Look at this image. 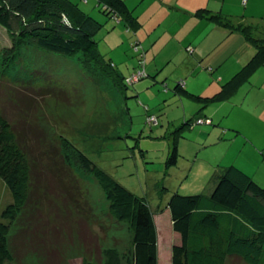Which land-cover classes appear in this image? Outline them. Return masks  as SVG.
Masks as SVG:
<instances>
[{
    "label": "rangeland",
    "instance_id": "374dc122",
    "mask_svg": "<svg viewBox=\"0 0 264 264\" xmlns=\"http://www.w3.org/2000/svg\"><path fill=\"white\" fill-rule=\"evenodd\" d=\"M70 1L99 24L93 34L97 41L96 51L105 61H113L116 64L115 70L120 75H127L129 69L137 65L132 40L135 42L138 35L141 36L139 40L143 41L148 31L157 37L155 41L149 42V48L153 46L158 52V65L166 63V66L162 69V77L156 80L152 76H146L139 81L138 78L134 79L132 82H137L122 87L128 95L124 99L120 94L121 85L113 72H100V68L96 69L94 64L85 70L79 65L77 55L65 57L30 45L20 46L13 54L9 65L0 73V112L23 130L30 125V133L38 135V130L42 131L54 151L51 149L50 156L46 148L48 146L37 150L41 155L39 161L42 165L38 166L41 169L38 171L41 172L38 176L39 190L32 192L31 200L35 202L22 209L9 229L8 247L12 260L7 264H101L102 250L108 247L117 249L122 264H129L132 246L129 227L111 216L109 202L96 179L81 169L70 155L71 159L61 156L63 139L83 150L123 186L145 196L150 207L155 210L157 207H164L174 192L207 194L210 191L209 187L214 179L208 162L221 146L203 147L201 142L204 136L199 134L198 129L215 127L221 131L227 120L234 121L237 115L235 110L243 113L249 107L253 111L261 109V106L256 105V93L246 95L242 108L233 106V102L239 103L244 99L245 89L242 88H247L251 81L244 83L229 100L213 101L209 106L212 114L215 117L223 114L224 117L215 118L213 125L201 124L194 127V130H184L177 137L176 164L166 166L165 161L173 139L169 132H173L182 123L177 121L184 115L181 100L186 103L184 111L189 115L200 106L199 102L182 95L180 99L173 93V81L176 79L174 75H183L181 78L194 90L212 94L219 88L220 75L224 77L228 72L226 69L232 63L231 59L241 53L238 48L233 52L238 44L227 41L228 38H233L231 35L225 38L218 31L221 39L217 46L202 58V67L193 68L184 64V55L192 56L190 50L174 51L176 49L172 46L171 35L168 32L160 34L163 28H171V25L177 27V30L173 27L170 32L175 30L180 37L191 30V21L185 17V13L172 8L176 3H185L183 0H124L137 19L136 28L128 26L123 19L114 21L104 15L98 9L96 0ZM212 2L216 11L238 16L240 20L249 14H258V7L255 4L245 7L244 0ZM256 2L260 7V0ZM245 10L247 12L244 15ZM159 25L160 29L157 28ZM215 34L216 31H213L210 35L199 37L200 48L206 50L210 46V38L214 39ZM10 45L6 31L0 27V65L5 55L12 54L5 50ZM139 47L142 50L140 43ZM171 49L174 58L167 61L166 54ZM145 53L148 54L149 50ZM214 56H217V60L225 57V60L210 73L207 70L210 65L208 62ZM150 58L151 56L147 59L148 64ZM172 69L175 74L171 75ZM260 70L255 75L259 76ZM164 84L168 86V90L163 88ZM136 86H141L140 90H136ZM135 91L140 92L135 95ZM29 103L30 111L26 109ZM124 103L129 106L131 121L129 116L123 119V123L121 119L112 121L117 107ZM145 106L149 108V112L145 111ZM147 113L157 117V124L150 126L147 123ZM244 115L247 116L246 112ZM244 115H237L239 124L247 120ZM171 120L173 123H170ZM255 120L254 125L250 118L248 120L252 124V134L262 137L264 126H260ZM102 122H108L104 131L99 127L94 128L96 133H92L85 128L86 125ZM236 145H231L230 149L227 145L222 146H227L226 150L229 149L234 154L238 149ZM44 165H47L48 170ZM59 165H63L67 171L58 172L56 176L52 173L59 170ZM71 175L74 179H70ZM44 176L53 179L48 183L46 191L43 184L48 181H45ZM11 201L10 190L0 179V220L3 208ZM161 215L166 219H157L158 258L159 264H169L170 247L177 238L167 221V212ZM227 264L244 263L231 259Z\"/></svg>",
    "mask_w": 264,
    "mask_h": 264
},
{
    "label": "trees",
    "instance_id": "16d2710c",
    "mask_svg": "<svg viewBox=\"0 0 264 264\" xmlns=\"http://www.w3.org/2000/svg\"><path fill=\"white\" fill-rule=\"evenodd\" d=\"M96 2L98 9L112 20L123 19L128 26L137 27V19L124 0ZM193 15L199 20L204 19L215 24L227 34L234 31L241 33L255 48V52L237 72L221 83L220 88L212 95H200L190 91L185 87L184 79L175 77L173 93L179 98L182 95L199 102L200 106L193 115L183 119L173 132H169L173 139L170 150L168 149L166 166L176 164L177 137L181 136L183 130L199 124L213 125L211 117L203 113V110L213 101L228 100L258 67L264 65V38L260 36V31L255 25L238 19V16L225 15L207 7L197 8ZM98 26L95 20L70 0H0V27L6 31L11 43L5 50L12 53L3 57L0 73L2 74L9 65L20 46L30 45L41 51L65 57L77 55L79 65L85 70L94 64L96 69L100 68V72H113L121 85V97L126 99L128 95L122 87L149 75L145 52L143 47L142 50L139 47L138 41L132 40L137 65L127 75H120L121 73L115 70L116 64L111 60L105 61L96 51L97 41L93 34ZM257 32L259 35H256ZM186 50L192 53L193 47L189 45ZM216 67L209 66L207 70L211 73ZM138 72V80L130 81L129 79ZM163 88L168 90L166 84ZM134 94L138 95V91ZM27 105L26 109L30 111L31 104ZM144 108L149 112L147 106ZM22 112L25 110L22 109ZM114 113L112 121L121 119L122 123L123 119L131 116L126 103L119 105ZM129 119L131 121V117ZM198 119L202 122L197 123ZM146 120L150 126L158 122L152 113H147ZM170 123H173V120ZM16 124L0 112V179L5 182L12 196V201L1 212L0 264H7L12 260L8 247L9 229L22 209L35 202L31 200L32 192L39 190L38 176L41 172L38 171L41 169L38 166L42 165L39 161L41 155L37 150L48 146L47 152L51 156L54 149L47 143L42 131L38 130V135L32 134L29 131L30 125L23 130ZM107 124L108 122L92 123L85 128L96 133L94 128L101 127L104 131ZM61 149L63 158L71 156L81 169L96 179L109 202L111 216L129 227L132 235L129 264H159L156 223L158 218H165L161 215L165 211L168 215L167 221L177 238L170 247L169 264H227L231 259L242 261L244 264H264V184L255 181L240 167L231 164L217 169L212 177L213 186L207 194L174 192L164 207L153 210L145 196L123 186L75 144L63 139ZM62 161L64 162V159ZM59 166V170H53L52 174L58 175V172L67 171L63 165ZM43 167L47 169V165ZM43 178L48 181L43 184L46 191L53 179L50 176ZM72 178L74 179L71 175L70 179ZM102 255L101 264H122V258L114 247L103 249Z\"/></svg>",
    "mask_w": 264,
    "mask_h": 264
},
{
    "label": "crops",
    "instance_id": "0c3cea01",
    "mask_svg": "<svg viewBox=\"0 0 264 264\" xmlns=\"http://www.w3.org/2000/svg\"><path fill=\"white\" fill-rule=\"evenodd\" d=\"M183 1L185 3H180V4L176 3L177 8L175 7L176 5H174L172 8L179 10L181 13L182 12L185 13L184 14L185 17H187V19H189L191 21V24H189V26H190L189 29H191V30H189L186 34H184L180 37L177 35V32L175 31V30H177V27H174L173 25H171V28H168V29L163 28L162 32H160V34H162L163 32H165V33L168 32L171 35L170 37H171L172 43H173L172 46L174 49H176L174 51L181 52V51L186 50V47L189 46L190 44L195 45V47H193L192 56L191 55H184V64L187 66L190 65L193 68L202 67L203 64L200 63L202 58H204V56H206V54L210 53L217 46L218 40L221 39L220 35L217 34L218 31H221L220 33H222L223 36H225V38L227 36L231 35L230 37H233V38H228L227 41L233 42L234 44L235 43L238 44L237 45L238 47H235L233 52L238 48L237 50L241 51V53L236 58L233 55L234 58L231 59L232 63L230 62V65L226 69V71H228V72L226 73V75L224 77H223V75H220V77L218 78L219 79L218 80L219 88H220L221 83L228 80L235 72H237L252 57V55L255 52V48L249 42H247L245 40V38H243L241 36L242 35L241 33L234 31V32L227 34L221 28L216 26L215 24H213L209 21H206L204 19L199 20L193 15L194 11L199 7H207L213 11H216L215 10L216 6L212 2V0H183ZM244 2H245V7H248L249 5L255 4L258 7V11H257L258 14L257 15H250L249 14L247 16L242 17V20L244 22L251 23V24L255 25L258 28V30L260 31V36L264 38V0H260V7H259L258 3L256 2V0H244ZM246 12H247V10L244 11V15L246 14ZM180 24H183V23H180ZM173 27L175 30L174 31L172 30V33H171L170 30ZM139 28H141V26H139ZM157 28L160 29L161 28L160 25ZM153 30H154V28H153ZM213 31L214 32L216 31V34H215L214 39L210 38V40H209L210 46L207 47L206 50L201 49L200 48L201 38H199V37H202V35H204V34L210 35L211 33H213ZM153 37H154L153 33H150V31H148L145 34L143 41L139 40V38H141V36H138V35L136 36V38H137L136 41H138L140 43V45H142V47L144 48V52L149 50L148 54L145 53L146 63H147L148 57L151 56V58L149 59L150 63L149 64L147 63V72L149 74L148 76H153L156 80V78L162 77V74H161L162 69L164 66H166V63L162 66H159L158 65L159 59H158V55H157L158 52L156 51L155 48H153V46L151 48H149V46H151V44L149 42H151V40L155 41L157 39V37L156 38L155 37L153 38ZM213 53H215V52H213ZM216 57L217 56H214L213 59L210 62H208V64H210L209 65L210 67L212 66L213 68H215V66H217L216 68H218L222 65L223 61L225 60V57L222 59L219 58L218 60ZM173 58H174V52L171 49V52H168L166 54V59H167V61H171V60H173ZM195 64L198 66H195ZM134 66L135 65L132 66V69L134 68ZM132 69H129V72ZM259 69H261L259 76L255 75L256 71H258ZM188 70H189V68L187 67V71ZM174 71H175L174 69H172V71H170L171 75L175 74ZM174 76L181 78L183 75L178 76L177 74H175ZM246 82H250V83H249V86L247 88H244V87L242 88V89H245L243 92L244 99H241V101L239 103L233 102V106L242 108V105H243V102L246 98V95L249 93H251L252 95L254 93H256L255 96H256V99L258 102V103L256 102L257 103L256 105L261 106V109H259L257 111H253V109H251V107H249L246 110L244 109L243 113L240 110H235L236 111L235 113L239 117H243V115L246 112L247 116L244 115V117H246L247 120L243 124H239L238 116L236 115L234 117L235 123H234V121L230 122L229 120H227V123H224L226 126H224V129H221V131H219L218 128L209 127V128H205V129H203V128L198 129V132H199V134H201V135L203 134V136H204V138L202 139L203 141L201 142L203 147H206L207 145H219V146H221V148L218 150V153L217 152L214 153V155L212 156V159H210L208 162V164H210L209 166L211 167L210 171L212 174L215 173L217 171V169H220L221 167L233 164V165L240 167L242 170H244L248 174H250L255 181H258V183L264 184V136L261 137V136H258L257 134H252L253 129L251 126L252 125L251 123H253V125L255 124L254 119H256L255 121L257 124H259L262 127L264 126V65L258 67L251 74L248 81H245L244 83H246ZM244 83H242L239 88H241ZM185 87L188 90L193 91V92L200 94V95H212L213 93H215L219 89V88L218 89L216 88L212 94L205 93V92L202 93V92H198V91L194 90L188 84L187 81H185ZM139 88H141V86L140 87L136 86V90H140ZM239 88L236 90L235 93H237ZM139 92H138V94H139ZM235 93L232 96H235ZM175 95H177V94H175ZM181 104H182V108H183L182 114H184V115L182 116L181 119L178 118L179 120L177 122H181L183 119H187L190 116L188 113H186L184 111L186 103L183 102V100H181ZM209 106L203 110V113L208 114L211 117L213 123H214L215 118L224 117L223 114L215 117V114H212V111H210ZM185 114H187V115H185ZM249 118H250L251 123L248 121ZM199 125H201V124H199ZM197 126L198 125H194V126H192V128H189V129L194 130V127H197ZM222 130H224V132ZM235 143L237 144L236 148H238V149L236 150L237 152H235L233 154L232 152H230L229 149L231 148L230 146L235 144ZM222 145L229 146V149L226 150L227 146L224 147ZM234 149H235V146H234ZM188 175H189V173H188ZM212 186H213V183L210 185L209 190L212 188ZM156 227H157V223H156Z\"/></svg>",
    "mask_w": 264,
    "mask_h": 264
},
{
    "label": "built area",
    "instance_id": "2783aa9c",
    "mask_svg": "<svg viewBox=\"0 0 264 264\" xmlns=\"http://www.w3.org/2000/svg\"><path fill=\"white\" fill-rule=\"evenodd\" d=\"M139 76H140V73L138 72V73H136L135 75H133L132 77H131V79H129L130 81H133L134 79H137V78H139ZM152 120H153V118H151ZM202 121H201V119H198L197 120V123H201Z\"/></svg>",
    "mask_w": 264,
    "mask_h": 264
}]
</instances>
